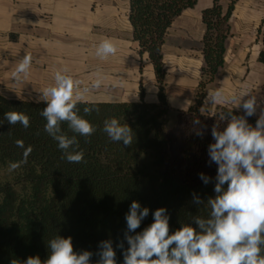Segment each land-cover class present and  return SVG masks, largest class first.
Masks as SVG:
<instances>
[{
    "label": "trees",
    "instance_id": "trees-1",
    "mask_svg": "<svg viewBox=\"0 0 264 264\" xmlns=\"http://www.w3.org/2000/svg\"><path fill=\"white\" fill-rule=\"evenodd\" d=\"M198 0H130L129 20L133 40L142 60L153 65L157 79L158 101L145 100L146 90L140 83L138 101H82L77 104L78 115L86 118L96 132L89 138L78 136L84 151L82 163L62 159V150L45 131L46 120L40 115L45 102L15 99L0 93V264H23L30 256L42 261L49 256L48 242L56 237H72L74 251L93 253L91 264H96L101 241L111 240L116 252V264H124L123 251L129 247L125 239V215L132 201L149 209V215L130 235L142 232L153 223L156 209H167L169 235L184 225L199 231L193 218H207L208 199L214 198L218 166L209 162L208 146L213 137L196 128L185 130V142L175 152L168 136L174 115L181 113L170 106L167 98V69L164 44L169 28L182 12L194 7ZM234 5L224 11L219 0L202 12L205 32L201 51L204 64L194 104L188 112L201 114L206 97L205 89L213 82L224 65L226 40L230 35L229 20ZM264 63V48L259 53ZM98 108L85 114L84 108ZM9 111L23 112L30 118V127L10 125L4 118ZM241 116L244 112L217 106L219 130L227 126L223 120L228 112ZM116 118L133 131L131 146L112 142L103 132L104 121ZM258 117H247L255 127ZM62 130H68L67 122ZM22 140L33 151L26 163L9 171V165L23 160V149L16 141ZM210 177L208 184L200 179ZM225 189L227 184L224 186ZM204 203L197 205L194 196ZM123 242L124 248L117 245ZM174 247V245H173ZM264 249V246H262ZM264 255V251H262ZM155 258V257H153Z\"/></svg>",
    "mask_w": 264,
    "mask_h": 264
},
{
    "label": "crops",
    "instance_id": "crops-1",
    "mask_svg": "<svg viewBox=\"0 0 264 264\" xmlns=\"http://www.w3.org/2000/svg\"><path fill=\"white\" fill-rule=\"evenodd\" d=\"M219 2L224 11L230 4L234 8L224 65L208 93L222 89L226 96L239 99L249 92L264 108V63L258 58L264 48V0ZM213 3L198 0L168 30L164 62L177 68L168 81L167 98L175 109L185 110L194 101L204 64L202 12ZM129 11L130 0H0V93L38 101L41 90L54 83L55 72L66 69L82 87L89 86L97 74L103 76L102 86L86 93L83 101H138L144 79L140 64L145 58L141 60L137 53ZM105 38L117 44L118 52L102 60L96 56V47ZM25 54L32 55V68L28 79L17 83L11 72ZM144 86L145 100L158 101L156 80L149 78ZM219 105L244 112L231 102ZM259 114L258 108L253 116Z\"/></svg>",
    "mask_w": 264,
    "mask_h": 264
},
{
    "label": "clouds",
    "instance_id": "clouds-1",
    "mask_svg": "<svg viewBox=\"0 0 264 264\" xmlns=\"http://www.w3.org/2000/svg\"><path fill=\"white\" fill-rule=\"evenodd\" d=\"M117 52V44L109 38L103 39L96 47V56L102 60L115 56ZM32 64V55L25 54L11 72V78L17 83L24 82ZM66 73V69L56 71L54 83L41 90L42 95L37 102L43 101L47 105L40 113L46 120L44 131L57 142L63 153L61 158L69 163H82L86 162L85 154L80 149L77 135L87 142L97 129L78 115L77 104L90 90L99 89L104 78L97 74L89 86L82 87L80 80ZM245 96L249 98L244 100ZM206 102L217 105L231 102L237 109L242 107L244 110L241 116L230 111L222 117L227 121L223 130H219V125L212 126L214 143L208 146V155L209 162L218 168L214 187L216 196L207 201V218H193L199 231L191 225H184L169 235L170 216L167 209L161 207L154 211L153 223L142 232L130 235L149 215L147 207L142 208L138 201H132L125 215L127 230L124 236L129 247L123 251L124 264H264V108L249 92H244L237 99L226 96L222 89L210 91ZM258 108L260 114L253 127L247 122V117L256 115ZM92 111L98 112L99 109L84 108L85 114ZM4 118L10 125L19 123L25 129L30 127V118L23 112L9 111ZM64 122L73 135L62 130ZM103 132L112 142H122L125 147L131 146L134 140L130 126L121 124L116 118L104 121ZM16 145L23 149V160L10 163V172L26 163L33 151L32 146L25 147L22 140H17ZM200 179L205 185L211 180L203 173ZM193 196L197 205L204 203L195 194ZM98 247L96 264H116L111 240L101 241ZM117 247L123 249V242ZM48 248L46 260L42 261L38 255L30 256L23 264H91L93 253L74 251L70 236L52 238ZM11 264L17 262L13 260Z\"/></svg>",
    "mask_w": 264,
    "mask_h": 264
},
{
    "label": "rangeland",
    "instance_id": "rangeland-1",
    "mask_svg": "<svg viewBox=\"0 0 264 264\" xmlns=\"http://www.w3.org/2000/svg\"><path fill=\"white\" fill-rule=\"evenodd\" d=\"M145 60L142 63L141 62V67L140 70L143 73L144 80L145 82L149 80V78H154L156 80L157 84V79L156 75L154 72V67L152 63L144 57ZM166 65V64H165ZM191 65V64H190ZM203 66V65H202ZM191 69H194L193 66H189ZM177 66L174 63L168 62L167 63V76H166V82H167V94H168V81L171 78L175 77V70ZM191 74V72H189ZM201 75V72H200ZM143 81V83H144ZM212 83V82H211ZM209 83L205 89L206 97L208 95V88H210ZM158 86V85H157ZM196 97V95H195ZM206 97L204 99V104L200 109L201 114H196L195 112H188L189 108L194 104V101L191 103V105L185 109V110H180L181 113H177L174 115V118L172 122L170 123L169 130H168V136L173 139L174 142V151L177 152L179 151L184 142H185V130L188 128H196L197 131H203L205 135L209 136L211 134V129L212 126L214 125V122L217 121V104H211L206 102ZM175 109V108H174ZM179 110V109H176ZM243 112V111H241ZM222 130V129H220Z\"/></svg>",
    "mask_w": 264,
    "mask_h": 264
}]
</instances>
